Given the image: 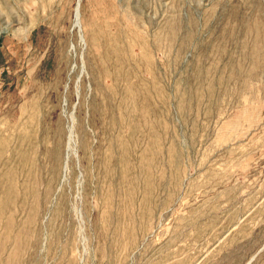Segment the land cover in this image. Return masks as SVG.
Wrapping results in <instances>:
<instances>
[{"label":"rangeland","instance_id":"1","mask_svg":"<svg viewBox=\"0 0 264 264\" xmlns=\"http://www.w3.org/2000/svg\"><path fill=\"white\" fill-rule=\"evenodd\" d=\"M0 264H264V0H0Z\"/></svg>","mask_w":264,"mask_h":264},{"label":"bare ground","instance_id":"2","mask_svg":"<svg viewBox=\"0 0 264 264\" xmlns=\"http://www.w3.org/2000/svg\"><path fill=\"white\" fill-rule=\"evenodd\" d=\"M76 14H75V17H76V21H75V23H76V26L79 28V22H78V11H77V8H76V12H75ZM81 26V25H80Z\"/></svg>","mask_w":264,"mask_h":264}]
</instances>
